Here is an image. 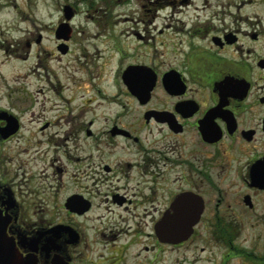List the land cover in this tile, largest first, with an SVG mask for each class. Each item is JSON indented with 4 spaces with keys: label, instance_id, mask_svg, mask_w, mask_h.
<instances>
[{
    "label": "flooded vegetation",
    "instance_id": "obj_1",
    "mask_svg": "<svg viewBox=\"0 0 264 264\" xmlns=\"http://www.w3.org/2000/svg\"><path fill=\"white\" fill-rule=\"evenodd\" d=\"M136 1L63 133L3 82L0 264H264V0Z\"/></svg>",
    "mask_w": 264,
    "mask_h": 264
},
{
    "label": "rangeland",
    "instance_id": "obj_2",
    "mask_svg": "<svg viewBox=\"0 0 264 264\" xmlns=\"http://www.w3.org/2000/svg\"><path fill=\"white\" fill-rule=\"evenodd\" d=\"M3 1L6 4L13 3V0ZM115 1L22 0L24 6L21 12L14 8H6L0 12V95L5 92L4 81L10 87H19L23 89V93L27 92L31 96L27 104L33 105L34 111H42L46 119L56 120V128L51 125L45 133L54 130L58 134L63 133L67 129V116L70 113L76 114L79 109L77 107L87 97L81 99L80 91L73 92L74 79L77 81L82 76L97 74L111 76L116 72L118 55L112 49L113 43L108 36L116 35L120 48H136L128 32L130 28L135 29L136 24H142L135 21L137 17L130 10L138 7V1ZM69 5L77 10L70 24L77 27L76 31L82 30V36H77L67 53L62 55L56 48L52 32L59 22L64 21L63 8ZM160 16L161 14L152 25L163 24L165 20ZM124 18L127 20L123 21ZM108 20V28L103 27ZM39 34L42 42L27 49L25 42L32 41ZM92 34L97 37H91ZM105 62L107 65L99 69ZM64 92L74 102H66L61 96Z\"/></svg>",
    "mask_w": 264,
    "mask_h": 264
},
{
    "label": "water",
    "instance_id": "obj_3",
    "mask_svg": "<svg viewBox=\"0 0 264 264\" xmlns=\"http://www.w3.org/2000/svg\"><path fill=\"white\" fill-rule=\"evenodd\" d=\"M70 7L69 6H64L63 8V15H64V19H65V22L61 23L59 29L57 30V34L58 32L62 33L63 32V28H65V26L68 24L67 21L70 20L71 16H72V13L70 12ZM59 37V36H57ZM62 52L65 51V48L61 49Z\"/></svg>",
    "mask_w": 264,
    "mask_h": 264
}]
</instances>
